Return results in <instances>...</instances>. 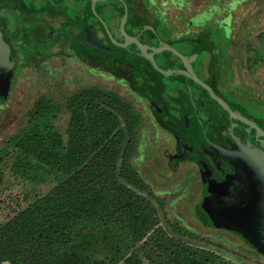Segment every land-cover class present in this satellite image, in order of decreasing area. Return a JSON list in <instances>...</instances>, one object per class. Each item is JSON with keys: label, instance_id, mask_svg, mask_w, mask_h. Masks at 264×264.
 <instances>
[{"label": "trees", "instance_id": "16d2710c", "mask_svg": "<svg viewBox=\"0 0 264 264\" xmlns=\"http://www.w3.org/2000/svg\"><path fill=\"white\" fill-rule=\"evenodd\" d=\"M243 1L217 0L215 4L224 16L218 28L228 30V34L219 35L216 31L219 19L214 20V9L208 7L209 22L190 28L187 26L196 25L184 18L190 1L171 0L173 9L183 13L178 20L166 16L165 20L160 19V29L166 31L167 40L159 41L157 46L156 42L152 43L151 48L160 59L159 63L153 60V67L147 73L150 80L157 76L162 99L164 86H168L170 92L164 94L181 107L184 123L197 125L202 120L203 104L199 103L201 99H196L198 94L211 95L213 102L219 101V112L208 108V118L212 123L218 121V126L233 138H238L235 128L240 134L249 132L247 126L256 128L257 132L263 127L258 108L248 106L246 99L235 98L226 89L222 92L225 98L220 100L211 88L232 81L231 20L233 11ZM179 21L187 28L172 41L165 25L171 22L177 29ZM244 56L249 66L254 62L262 65L263 43L248 41ZM95 90L77 92L67 100L66 108L71 116L65 141L48 118L57 109V102L40 97L29 112L37 120L14 143L18 167L21 173L28 172L30 166L55 172L60 178L49 192L24 205L22 202L29 197L12 194L13 200L18 198L15 204H7L12 207L10 213L5 221H0V255L17 264L21 261L24 264H144V260L154 264H206L189 248L176 250L166 245L159 252L149 241L143 242L146 230L159 219L152 203L135 189L150 188L131 163L140 117L132 104L113 93H109L111 103L104 105L100 101L103 91L99 94ZM112 105L115 108L109 107ZM164 108L179 113L175 105ZM120 114L124 115L122 124ZM2 175L0 171V182Z\"/></svg>", "mask_w": 264, "mask_h": 264}, {"label": "flooded vegetation", "instance_id": "af4514ba", "mask_svg": "<svg viewBox=\"0 0 264 264\" xmlns=\"http://www.w3.org/2000/svg\"><path fill=\"white\" fill-rule=\"evenodd\" d=\"M146 1L0 0V48L9 49L8 60L0 62V112L4 115L15 84L25 72H36L46 61L48 64L59 57L58 64L63 60L81 64L87 73L114 82L117 89L144 107L157 131L165 135L163 139L170 141L161 156L171 172L182 162L193 165L198 191L193 215L201 225L232 233L264 256V110L246 100L248 106L263 112L258 116L263 127L257 132L247 126L249 132L240 134L235 128L238 140L222 130L218 121L212 123L208 118V108L219 112V101L214 104L211 95L198 94L196 99L203 104L202 120L197 125L184 123L181 107L164 94L170 92L168 86H164L162 99L157 76L150 80L147 74L153 60L159 63L160 59L152 43L157 46L167 40L160 19L178 20L183 10L175 14L171 0H151L153 5ZM177 24V29L171 22L165 25L172 41L183 28L191 26L185 27L180 21ZM246 65L251 73L259 67L264 69V63ZM234 73L225 86H211L214 96L225 98L222 92L226 89L233 97L245 99L228 85L234 81ZM171 105L182 116L174 110L164 111ZM242 152L248 153L249 163L239 156Z\"/></svg>", "mask_w": 264, "mask_h": 264}, {"label": "rangeland", "instance_id": "374dc122", "mask_svg": "<svg viewBox=\"0 0 264 264\" xmlns=\"http://www.w3.org/2000/svg\"><path fill=\"white\" fill-rule=\"evenodd\" d=\"M189 1L190 7L185 19L190 20L192 24H204L210 21L211 12L208 7L215 10L214 20L223 16L220 13V6L215 4L217 0ZM150 3L153 5L151 0ZM172 11L176 14V10ZM196 12L201 16L195 17ZM174 13L171 15L173 16ZM216 22L218 34H228L227 29L218 28L220 20ZM231 24L233 31L230 52L235 73L234 81L228 85L237 91L239 97L257 104L261 110H264V69L259 67L251 73L244 56L245 44L248 41L264 45V0H244L241 6L233 11ZM255 24L258 26L253 28ZM226 25L228 26L227 23ZM189 27L199 28L194 25ZM59 58L51 59L48 64L46 61L36 72L31 74L25 72L15 84L12 97L3 110L4 115L0 112V171L3 172L0 182V221H5L10 213L12 207L7 204L16 203L18 197L13 200L12 194L21 193L29 197L22 202L24 205L26 201L35 200L49 192L60 178L55 172H46L30 166L27 168L28 172L21 173L22 169L17 164L18 153L14 151L13 146L15 141L31 130L36 123L37 117L29 113L35 102L40 97L57 102V109L48 115V118L65 141L66 127L71 116V112L66 108L67 100L77 92L96 89L99 94L103 91L104 97L100 101L104 105L111 103L109 93H113L132 104L133 110L140 117L135 139L136 151L131 163L149 183L150 188L146 191L135 189L138 194L145 196L152 203L159 219L157 224L146 230L143 242L149 241V245L156 246L159 252L166 245L176 250L189 248L206 264H264V256L248 248L236 235L203 226L197 217L192 215L193 205L198 200L194 167L188 162H182L177 171H170L166 159L161 156L163 148L169 146L170 141L166 142L163 139L165 135L157 131L144 107L136 103L126 91L117 89L114 82L100 75L87 73L81 64L74 61L63 60L58 64ZM109 107L115 108V105ZM260 114L263 115V112ZM123 116L121 114L119 116L120 124L124 123ZM0 264L17 263H13L7 256L0 255ZM19 264L24 262L21 261ZM144 264L154 263L144 260Z\"/></svg>", "mask_w": 264, "mask_h": 264}, {"label": "water", "instance_id": "95a60500", "mask_svg": "<svg viewBox=\"0 0 264 264\" xmlns=\"http://www.w3.org/2000/svg\"><path fill=\"white\" fill-rule=\"evenodd\" d=\"M8 52H9V49L8 50H3V49L0 48V62H2L4 60H8ZM14 54L16 55V51H14ZM10 62H11V67H13L14 66V62H12V61H10ZM217 148L218 147L214 146V149H217ZM247 154H248L247 152H242V153L239 154V156L242 159H244L245 161L247 160L246 162H248L249 161L248 159H250V158H248ZM197 209H199V206H197ZM198 212H197V215H198ZM198 217H200V216L198 215Z\"/></svg>", "mask_w": 264, "mask_h": 264}]
</instances>
